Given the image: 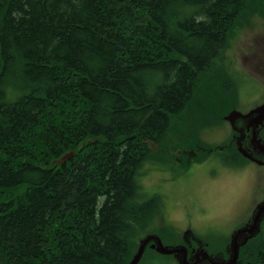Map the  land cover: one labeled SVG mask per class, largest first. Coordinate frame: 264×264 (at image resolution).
<instances>
[{"label":"trees","instance_id":"1","mask_svg":"<svg viewBox=\"0 0 264 264\" xmlns=\"http://www.w3.org/2000/svg\"><path fill=\"white\" fill-rule=\"evenodd\" d=\"M262 9L264 0H0V264H128L160 213L157 196L140 200L141 167L178 158L170 145L195 134L179 116L226 66L245 12ZM215 82L204 81L202 99ZM221 149L227 167L247 161L232 138ZM235 264H264V220Z\"/></svg>","mask_w":264,"mask_h":264},{"label":"rangeland","instance_id":"2","mask_svg":"<svg viewBox=\"0 0 264 264\" xmlns=\"http://www.w3.org/2000/svg\"><path fill=\"white\" fill-rule=\"evenodd\" d=\"M254 13L249 17L245 12L240 24L233 28L224 53L227 66L215 70L213 76H205L199 85V95H194L179 116L184 129L195 131L188 139L184 135L170 145L176 147L179 159L173 162L166 154L162 156L164 161H147L141 167L140 200L157 196L160 213L139 240L148 235L160 236L165 247L175 248L182 245L185 230H189L207 245L209 255L226 253L231 233L250 217L257 203L264 201V166L246 161L234 169L222 163L221 148L232 137V130L224 120L229 112L218 125L205 127L204 121L214 123L212 115L228 107L229 111L245 114L264 103V10ZM237 72L256 76L253 82L259 90L254 92L255 97L237 93L238 86L245 89L244 84L239 85L244 79ZM214 79L208 97L202 99L206 90L204 81ZM202 113L205 115L201 118ZM192 151L196 152V160L189 156ZM147 254L151 260L145 263L177 264L172 258L152 254L149 248Z\"/></svg>","mask_w":264,"mask_h":264},{"label":"water","instance_id":"3","mask_svg":"<svg viewBox=\"0 0 264 264\" xmlns=\"http://www.w3.org/2000/svg\"><path fill=\"white\" fill-rule=\"evenodd\" d=\"M224 120L230 124L231 130L239 135L236 139L238 153L248 161L258 166H264V140L259 136L260 130L264 128V103L245 114L233 110L224 117ZM195 155V151H192L191 155L189 154V156ZM70 157H72V153L65 154L56 163L61 165ZM263 220L264 201L255 205L249 222L231 233L226 249L228 258L224 264L237 262L240 248L259 234ZM149 243H152L150 248L159 255H173L178 264H202L206 260L204 255L199 260L187 259V248L184 245L168 248L163 245L158 236L148 235L139 240L136 253L128 264H138Z\"/></svg>","mask_w":264,"mask_h":264},{"label":"flooded vegetation","instance_id":"4","mask_svg":"<svg viewBox=\"0 0 264 264\" xmlns=\"http://www.w3.org/2000/svg\"><path fill=\"white\" fill-rule=\"evenodd\" d=\"M227 66V65H226ZM240 74L242 77H243V79H244V82H239V85L242 83V84H244L245 85V89H244V87L240 90L239 89V86H238V91H237V93H244V94H246V97H250V96H254L255 97V95H254V92L255 91H257V90H259V86L258 85H256L255 84V82H253V80L255 81V75L253 74V73H251V72H245V73H240V72H237V74ZM258 107V106H257ZM256 108V107H255ZM254 109V108H253ZM252 110V109H251ZM250 110V111H251ZM231 111H233V110H231ZM231 111H229V112H231ZM248 113V112H247ZM229 124V123H228ZM229 126H230V124H229ZM231 128V127H230ZM233 131V130H232ZM235 133V132H234ZM238 134L237 133H235L234 135H232V139H233V141H234V143H235V145H236V139L238 138ZM259 136L264 140V128H262L261 130H260V133H259ZM230 138V139H231ZM166 154H162V156H165ZM192 157H195V156H192ZM225 157H226V159L227 160H229V161H232V159H233V157L232 156H226L225 155ZM224 158V157H223ZM177 159H179V157L177 158V157H173V162H175ZM245 159V158H244ZM245 160H247V159H245ZM248 161V160H247ZM147 162V161H146ZM145 162V163H146ZM170 162V161H169ZM248 162H250V161H248ZM251 163H253V162H251ZM255 164V163H254ZM256 165V164H255ZM237 169H239V168H237ZM250 218H251V215H250V217H248V219H246V221H244L243 223H242V225H240V227H242L243 225H245L247 222H249V220H250ZM239 227V228H240ZM161 232H163V231H161ZM159 238H160V240H161V237L160 236H158ZM161 242H162V240H161ZM163 243V242H162ZM152 243H149L148 245H147V247L146 248H149L150 250H152L153 252H155V250L154 249H151L150 248V245H151ZM182 245H184L186 248H187V259H192V260H195V259H200L203 255L206 257V260H204L203 261V263L202 264H224V262H225V260H227V258H228V255H227V253H225V252H223V253H218V252H216L215 254H213V255H209L208 253H207V245L204 243V242H202L201 240H199L197 237H195L194 235H193V233L192 232H190L189 230H185V233H184V242L182 243ZM156 253V252H155ZM156 254H158V253H156ZM206 254V255H205ZM161 256H164V255H161ZM168 257H170V258H172V259H174L175 260V262L178 264V262H177V260L174 258V256L173 255H168ZM139 264V263H138Z\"/></svg>","mask_w":264,"mask_h":264},{"label":"bare ground","instance_id":"5","mask_svg":"<svg viewBox=\"0 0 264 264\" xmlns=\"http://www.w3.org/2000/svg\"><path fill=\"white\" fill-rule=\"evenodd\" d=\"M57 164V163H56ZM59 165V164H58Z\"/></svg>","mask_w":264,"mask_h":264}]
</instances>
